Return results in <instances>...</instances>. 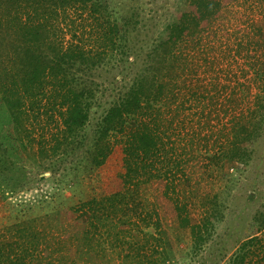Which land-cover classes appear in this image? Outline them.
Instances as JSON below:
<instances>
[{
  "label": "rangeland",
  "instance_id": "obj_1",
  "mask_svg": "<svg viewBox=\"0 0 264 264\" xmlns=\"http://www.w3.org/2000/svg\"><path fill=\"white\" fill-rule=\"evenodd\" d=\"M190 1L110 0L108 12L120 29L119 38L105 19V25H101V20L100 25H84L83 31L76 30L83 34L81 41L89 48H96L100 29L108 28L107 35L114 37L115 45L98 46L105 52L106 62L97 77L100 81L105 79L109 87L105 88L102 101L118 97L123 85L137 79L145 81L146 92L151 91V99H157L155 105L161 107L163 114L171 117L179 111L176 128L168 129L170 139L165 140L171 165L179 162L178 167L173 166L175 172L135 185L124 151L131 127L126 125L122 132L110 136L111 149L104 161L86 173L80 186L83 194L77 192L72 201L63 203L56 199L54 208L60 206L61 214L53 215V207L37 204L52 192L50 172L39 173L35 181L27 183L29 171L36 177L33 159L28 160L23 148L14 150L0 140L1 241H12L18 228L28 222L33 232L46 234L49 240L63 236L68 241L70 232L86 225V214L78 208L80 199L132 189L129 201L133 211L141 214L132 213V218L141 217L139 229L145 227L159 235L154 228V222H158L161 236L172 245L179 261L182 254L188 253L190 258L185 264H264V226L259 227L255 221L257 212L264 210V134L261 151L247 157L245 163L232 155L231 145L223 135L234 111L248 109L255 94L264 88V0H218L220 7L214 17L183 32L163 61L155 54L159 39L167 34V23L194 8ZM18 3L19 0L14 2V11L18 16L25 15ZM78 11H70V18L76 20ZM58 27H51L49 34L60 41L62 37H72L73 31L68 27ZM119 41H125V46ZM21 52L12 54L13 59H20ZM7 59L10 69L12 61ZM113 73L116 80L110 86L105 76ZM4 111L0 103V116H4ZM50 126L55 128L54 121ZM167 183L172 187L168 193ZM66 194L70 195V191ZM210 200L219 202L214 209L222 211L220 220L209 244L192 255L189 228L179 224L175 205L186 203L195 221ZM27 201L34 203L33 207H28ZM61 225L64 230L58 235L55 228ZM252 235H256L257 242L248 240ZM54 236L55 239L50 238ZM68 244L63 249L68 257L64 261L54 259L52 264H85L84 258L73 252L71 255ZM108 247L106 256L96 255L89 264H119L115 249Z\"/></svg>",
  "mask_w": 264,
  "mask_h": 264
},
{
  "label": "trees",
  "instance_id": "obj_2",
  "mask_svg": "<svg viewBox=\"0 0 264 264\" xmlns=\"http://www.w3.org/2000/svg\"><path fill=\"white\" fill-rule=\"evenodd\" d=\"M16 1L0 0V103L5 108L4 116H0V140L6 141L14 150L23 148L28 160L33 159L36 177L29 171L27 183L35 181L39 173L50 172L52 192L37 204L43 202L53 207V215L61 214L60 206L54 208L55 200L63 203V200L72 201L77 192L83 194L80 186L86 173L104 161L111 149L110 136L122 132L126 125L131 127L124 151L130 161L128 168L136 179L135 185L175 172L173 168L178 167L179 162L171 165L170 148L165 149V140L170 139L168 129L176 128L179 111L171 117L163 114L161 107L155 105L157 99H151V91L146 92L145 81L137 79L123 85L118 97L102 101L105 88L109 87L105 79L103 82L97 77L106 62L105 52L98 46H111L114 37L107 35L108 28L100 29L95 38L96 48H89L81 41L83 34L80 32L79 35L76 30L83 31L84 25H100L101 20V25H105V19L106 25H112L111 30H115L119 38L120 29L108 12L110 0H19L18 4L25 12L19 16L14 11ZM190 2L194 8L167 23V34L159 39L155 54L158 53L163 61L168 59L167 53L175 48L183 32L212 19L220 7L218 0ZM74 9L79 10L76 20L70 18V11L74 13ZM58 25L73 31L72 37L67 40L62 37L60 41L51 36L50 28H59ZM102 41L110 42L102 44ZM118 44L125 46V41ZM19 52L21 58L13 59L12 54L19 55ZM7 58L12 61L10 69L5 63ZM107 76L109 85H113L116 75ZM52 121L55 128L50 126ZM229 124L224 139L231 145L232 155L245 163L262 149L264 88L255 94L248 109L234 111ZM41 177L45 178L44 175ZM170 188L167 183V193ZM132 193V189H127L80 199L78 208L86 214L83 218L86 225L70 232L68 241L63 236L49 240L48 235L33 232L29 222L26 223L23 228H18L12 241L0 240V264L64 261L68 257L63 250L66 242L71 246V255L73 252L84 258L85 264L93 261L96 255L106 256L108 246L115 249L119 264L188 262V253L180 256L181 261L176 257L172 245L161 236L158 222H154V228L159 235L145 227L139 229L141 217L132 218V215L141 214L133 211L129 201ZM27 202L28 207H33L34 203ZM218 203L210 200L200 217L193 221L186 203L176 202L179 224L190 231V254L196 255L212 238L222 213L214 209L218 208ZM255 221L259 227L264 226V210L257 212ZM55 229L62 235V225ZM138 230L142 234H138ZM251 239L258 241L256 235L248 240ZM41 244L44 249L40 248ZM42 250H48L47 254Z\"/></svg>",
  "mask_w": 264,
  "mask_h": 264
}]
</instances>
